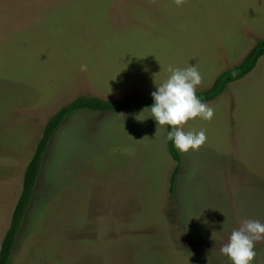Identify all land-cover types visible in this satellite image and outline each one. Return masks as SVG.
Segmentation results:
<instances>
[{"label":"rangeland","instance_id":"obj_1","mask_svg":"<svg viewBox=\"0 0 264 264\" xmlns=\"http://www.w3.org/2000/svg\"><path fill=\"white\" fill-rule=\"evenodd\" d=\"M264 39V0H0V249L49 119L80 96L151 95L169 65L210 88ZM82 66L85 70H82ZM183 125L207 140L175 162L144 108L80 110L56 131L11 264H231L264 223V57ZM138 119H137V118ZM253 264H264V240Z\"/></svg>","mask_w":264,"mask_h":264},{"label":"trees","instance_id":"obj_2","mask_svg":"<svg viewBox=\"0 0 264 264\" xmlns=\"http://www.w3.org/2000/svg\"><path fill=\"white\" fill-rule=\"evenodd\" d=\"M264 57V39H261L247 54L243 61L221 73L213 85L196 94L205 103L212 102L219 98L228 87L239 80L244 79L252 73L258 66L261 58ZM153 104L151 95H132L121 98L104 99L98 96H80L71 103L62 107L47 122L42 137L40 138L33 157L31 158L25 172L23 181V190L13 212L10 228L2 242L0 249V264H11L12 254L17 242L19 231L24 223L27 211L33 199L35 189L37 187L39 177L44 165V159L49 150L51 141L56 131L73 113L80 110H89L92 112H120L129 111L134 108L149 107ZM168 131L171 130L167 126ZM169 152L175 162L174 170L170 178L169 192L173 197L175 194V186L182 171L183 157L172 141L168 140Z\"/></svg>","mask_w":264,"mask_h":264},{"label":"clouds","instance_id":"obj_3","mask_svg":"<svg viewBox=\"0 0 264 264\" xmlns=\"http://www.w3.org/2000/svg\"><path fill=\"white\" fill-rule=\"evenodd\" d=\"M183 0H176L177 6ZM82 70L85 67L82 66ZM170 75L156 85V90L151 93L153 104L146 107L137 116H141L146 110L149 115L143 119L152 118L158 127L168 125L171 130L167 133V140L172 141L174 147L181 153L190 150L197 151L206 142V131H184L183 125L189 120L199 117L210 121L214 116V109L203 102L197 96V86L202 81V76L196 65L185 68L169 65ZM264 240V223L255 219H244L239 229H234L228 242L220 248L222 255L230 260L231 264H253L256 257L255 244Z\"/></svg>","mask_w":264,"mask_h":264}]
</instances>
